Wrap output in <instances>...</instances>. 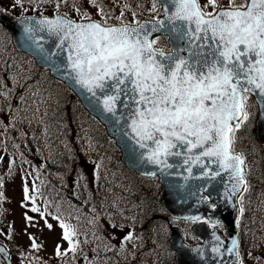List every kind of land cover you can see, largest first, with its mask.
<instances>
[{"label": "snow or ice", "instance_id": "snow-or-ice-1", "mask_svg": "<svg viewBox=\"0 0 264 264\" xmlns=\"http://www.w3.org/2000/svg\"><path fill=\"white\" fill-rule=\"evenodd\" d=\"M172 3L175 11L167 17L168 32L187 43L167 52L154 47L157 40L149 39L166 27L162 20L150 28L147 22L135 27L85 26L62 19L36 23L59 36L58 49L71 37L67 66L75 82L98 102L96 90L104 94L106 113L115 117L122 97L134 106L129 114L131 138L142 149L144 141L156 146L149 161L164 163L161 155H179L172 152L177 142L189 152L202 149L196 160L201 156L215 158L221 169L231 171L237 180L233 190H238L244 183L240 169L244 161L234 153L235 133L248 119V94L258 91L264 97V0H243L239 5L230 0L228 9L214 15L205 14L197 0ZM208 3L215 8L218 0ZM24 31L34 29L25 26ZM61 227L64 239L71 243L69 226ZM57 251L59 254V248Z\"/></svg>", "mask_w": 264, "mask_h": 264}, {"label": "rangeland", "instance_id": "rangeland-1", "mask_svg": "<svg viewBox=\"0 0 264 264\" xmlns=\"http://www.w3.org/2000/svg\"><path fill=\"white\" fill-rule=\"evenodd\" d=\"M198 1L205 14L230 5V0H218L215 8L208 0ZM0 2L17 14L29 16H53L60 8L68 7L69 16L74 20L101 23L116 22L123 17L133 23L135 16L150 18L157 14L152 0H95V4L92 0ZM242 2L235 1L237 5ZM34 81H38L37 86L32 83ZM46 83V75L38 74L31 60L16 54L11 45L3 44L0 39V229L8 231L7 241L18 249L12 261L14 264H36L32 261L42 256L53 264L58 257L57 249L61 254L67 248L63 232L55 223L44 219L33 203L30 185L18 177L19 169L14 171L23 162L39 171L54 187L66 188L67 201L99 223L101 234L120 251L122 258H132L141 243L139 239H133L129 231L136 223L138 202L119 200L124 193L126 176L112 162L110 155L101 151V144L81 124H76L74 133L67 129L54 113L57 96L45 88ZM241 129L240 145L255 162L258 151L249 143L253 137L250 122H245ZM5 141L10 150L8 154L3 148ZM78 160L80 166L75 165ZM71 166H77L73 177L65 174ZM13 173L16 177L12 176ZM172 227L179 226L174 224L166 226L165 230L162 228L167 238ZM260 236H264V221ZM187 240L193 242L191 238ZM248 256L251 264L259 260L264 264V248L252 247ZM143 262L152 264L146 258Z\"/></svg>", "mask_w": 264, "mask_h": 264}, {"label": "water", "instance_id": "water-1", "mask_svg": "<svg viewBox=\"0 0 264 264\" xmlns=\"http://www.w3.org/2000/svg\"><path fill=\"white\" fill-rule=\"evenodd\" d=\"M157 1L161 5L163 13V17L159 20L165 21L166 27L153 32L149 39L167 38L169 49L185 47L186 40L172 38L174 34L168 32L170 25H167V17L175 11L172 0ZM27 18H31V21L29 22ZM27 18L18 20L0 11V25L11 34L16 51L34 59L39 68L49 71L51 77L63 83L75 94L82 107L105 127L109 138L115 141L125 168L143 177L159 179L162 186L161 202L168 216L173 220L180 221L204 219L206 223L220 222L228 231L229 239L224 241L219 237L217 230L210 232L206 223L200 222L193 227L192 232L202 240V243L188 246L181 238L180 231L173 229L170 246L176 254V264H240L237 230L241 213L239 200L245 192V180L243 184L238 185V190L234 191L233 186L237 184V180L230 170L221 169L219 164L214 162L215 158L201 156L199 160H196V156L202 149H193L189 152L188 147L179 144V142H177V147L172 149V152H178L179 155H161L159 159L164 163L149 161L151 149L156 146L151 141H144L146 147L142 149L135 139L131 138L134 133L130 127L129 114L134 106L122 97L121 102L117 104L116 116L106 113L102 103L104 94L99 89L96 90L100 97L98 102L91 93L75 82L74 74L67 66L69 54L67 45L71 37L65 41L63 49H58L59 36L50 34L46 26L41 29V26L36 23L41 19H68L63 16ZM205 18L209 19L210 17ZM146 22L149 28L155 23L154 21H141L140 23ZM73 23L87 26L96 22ZM25 26L33 27L34 31L26 33ZM120 26L122 25L111 27ZM191 27L194 29L195 25L193 24ZM53 53L56 55H52ZM186 54L182 53V55ZM248 95L255 100L258 109L255 137L259 144H264V97H261L258 91ZM125 103H128L129 107L126 108ZM240 169L243 173L242 165H240ZM217 172L219 175H213ZM3 233L5 232L3 231ZM0 249H2L0 257L4 264H11L6 249L2 245H0ZM230 249L232 251H229Z\"/></svg>", "mask_w": 264, "mask_h": 264}, {"label": "trees", "instance_id": "trees-1", "mask_svg": "<svg viewBox=\"0 0 264 264\" xmlns=\"http://www.w3.org/2000/svg\"><path fill=\"white\" fill-rule=\"evenodd\" d=\"M136 19L139 20V18ZM155 47L157 49L167 50V44L164 40H158L155 44ZM49 81L50 85L47 86L46 89L51 87V91L57 94V102H55V114L61 119L62 122L66 124L67 129L74 133L76 129V124H81L82 127L86 128V130L91 134V136L94 137L102 145V147H104L103 145L111 146L114 151L112 153L116 156V150L113 147L112 143H110L107 137L105 136L102 128L79 108L76 100L71 94L63 93V87L59 86L58 83L52 80ZM236 134H238V132ZM261 155V160L263 164L262 168L264 171V148L262 149ZM259 168L261 170V166H259ZM67 174L72 175L73 171H68ZM34 185L35 187L33 190V197L36 198L37 196L42 201V211L44 213L49 214L51 212L56 213L57 216L55 215L54 217L57 218L61 223L65 222L68 219H71L70 225L67 226L75 228V231L69 232L70 235H72L74 239L77 240V243H80L81 241L86 244L90 243L95 257L91 260L87 259L88 264H113V254L109 251V249H104L102 251L96 249L99 247V239H96V233L93 235V238L95 239H87L83 236L84 231L77 230L82 226V224L86 228L93 227L89 226V224L86 225L84 217H81L79 215L76 216L75 212L66 206V201L62 199V196H65V191L53 189L51 185L48 184V182L42 176H38V178H35ZM136 190H138L136 193L142 199L145 206L144 214L141 215L142 224L139 233L142 237H144L148 247L151 242L149 241V235L156 228L157 222H169L170 220L167 218L166 215L163 214L155 190H142L140 188ZM92 232L94 231H86L85 233L91 234ZM160 243L163 246V255L161 258L156 260L155 264H175L173 256L171 255V252L169 250L167 241L160 240ZM73 257L75 256L73 255L70 260H66L64 256H61L60 263L70 264L74 259ZM130 263L131 261L129 262V264Z\"/></svg>", "mask_w": 264, "mask_h": 264}]
</instances>
